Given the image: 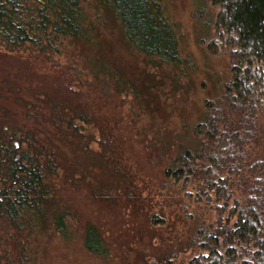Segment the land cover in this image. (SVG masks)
<instances>
[{"label": "rangeland", "instance_id": "obj_1", "mask_svg": "<svg viewBox=\"0 0 264 264\" xmlns=\"http://www.w3.org/2000/svg\"><path fill=\"white\" fill-rule=\"evenodd\" d=\"M161 2L177 30L180 64L159 65L126 43L118 21L99 17L96 45L68 41L54 55L0 51V139L14 137L21 147L29 133L46 145L52 158L47 168L55 170L46 173L52 201L44 209L68 213L64 233L56 230L52 214L28 216L16 227L0 206V264H188L202 253L188 245L217 213L212 204L192 198V183L176 182L164 169L186 143L187 129L201 120L205 102L231 76L232 48L216 37L219 7L211 0ZM103 64L109 73L101 71ZM64 80L76 91L75 103L94 113L82 130L93 154L84 152L81 160L69 143L76 140L44 127V113L49 114L44 92L52 93ZM258 119L255 152L264 153V109ZM102 132L112 135L116 150L107 166L117 175L103 177L102 169L109 168L91 161L101 151ZM154 215L162 222L154 224ZM88 223L100 230L108 255L84 247ZM161 257L169 258L163 263Z\"/></svg>", "mask_w": 264, "mask_h": 264}, {"label": "trees", "instance_id": "obj_2", "mask_svg": "<svg viewBox=\"0 0 264 264\" xmlns=\"http://www.w3.org/2000/svg\"><path fill=\"white\" fill-rule=\"evenodd\" d=\"M211 1L219 7L216 37L232 48L231 76L223 90L205 102L201 120L187 129L186 143L168 158L164 173L176 182L192 183V198L212 204L217 213L207 227L194 232L188 247L202 253L188 264H264V153L255 152L261 140L258 115L264 109V0ZM98 17L118 21L126 43L156 58L159 65L180 64V40L161 0H0V51L13 55L30 49L54 55L61 54L68 41L83 48L96 45ZM101 71L109 73L106 64ZM67 81L53 89L54 94L44 92L49 111L44 113V127L76 140L69 143L81 160L84 152L93 154L82 130L94 113L75 103L76 91ZM101 134V151L90 158L108 167L116 147L111 134ZM24 136L20 159H11L12 169H7V163L0 169L3 216L17 227L28 216L45 219L52 214L56 230L67 233L68 213L44 209L52 201L46 181V173L54 172L47 168L51 155L40 139L35 142L34 134ZM108 168L102 169L103 177L117 175ZM152 222L162 221L154 215ZM84 247L108 255L100 230L91 223L84 228ZM168 258L161 257L160 262Z\"/></svg>", "mask_w": 264, "mask_h": 264}, {"label": "flooded vegetation", "instance_id": "obj_3", "mask_svg": "<svg viewBox=\"0 0 264 264\" xmlns=\"http://www.w3.org/2000/svg\"><path fill=\"white\" fill-rule=\"evenodd\" d=\"M20 149L19 142L16 141V138H10L7 141L4 139H0V169H2L3 165L6 164L7 169L11 168V159L17 162L20 159V154L18 150ZM19 169L15 167V169Z\"/></svg>", "mask_w": 264, "mask_h": 264}]
</instances>
